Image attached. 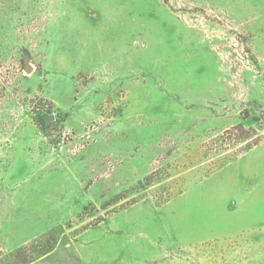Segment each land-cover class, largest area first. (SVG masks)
I'll return each mask as SVG.
<instances>
[{
    "label": "rangeland",
    "instance_id": "rangeland-1",
    "mask_svg": "<svg viewBox=\"0 0 264 264\" xmlns=\"http://www.w3.org/2000/svg\"><path fill=\"white\" fill-rule=\"evenodd\" d=\"M264 264V0H0V264Z\"/></svg>",
    "mask_w": 264,
    "mask_h": 264
},
{
    "label": "trees",
    "instance_id": "trees-1",
    "mask_svg": "<svg viewBox=\"0 0 264 264\" xmlns=\"http://www.w3.org/2000/svg\"><path fill=\"white\" fill-rule=\"evenodd\" d=\"M23 264H28V262H25V263H23Z\"/></svg>",
    "mask_w": 264,
    "mask_h": 264
}]
</instances>
